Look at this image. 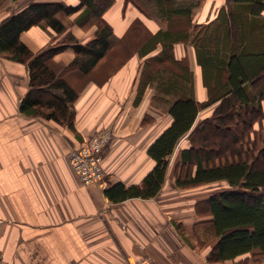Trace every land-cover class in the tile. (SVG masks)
<instances>
[{
	"label": "crops",
	"instance_id": "obj_1",
	"mask_svg": "<svg viewBox=\"0 0 264 264\" xmlns=\"http://www.w3.org/2000/svg\"><path fill=\"white\" fill-rule=\"evenodd\" d=\"M35 1L80 2L0 0V22ZM197 2L191 24H186L189 37L174 42L172 53L187 59L194 72L196 100L205 103L210 92L197 60L200 43L195 36L217 23L220 14L229 12L234 3ZM148 3L153 9L150 13L145 8ZM80 11L58 17L80 41H87L93 35L76 22ZM104 19L113 28L114 41L125 39L138 25L140 43L118 68L100 61L88 74L64 70L75 57L73 48L54 57L51 65L78 92L69 121L22 113L21 101L31 88L28 64L0 54V264H144L147 259L159 264H242L249 260L209 259L218 239L209 226L213 216L203 210L209 196L220 188L205 195L201 190L213 183L179 187L171 164L156 196L119 202L107 197L105 190L112 184L140 183L150 171L154 160L147 154L148 146L170 124L169 108L175 98L159 91L156 81L140 92L146 62L163 48L159 43L143 55V46L158 32L172 27L157 4L151 0H115ZM64 36L36 25L22 32L21 39L38 53ZM103 72L106 74L101 76ZM152 102L159 108H152ZM218 102L210 104L215 105L213 110ZM161 105L167 114L160 111ZM105 128L116 134L104 154L105 183L84 185L73 170L69 152ZM189 133L180 142H185ZM247 264L264 261L250 259Z\"/></svg>",
	"mask_w": 264,
	"mask_h": 264
},
{
	"label": "trees",
	"instance_id": "obj_2",
	"mask_svg": "<svg viewBox=\"0 0 264 264\" xmlns=\"http://www.w3.org/2000/svg\"><path fill=\"white\" fill-rule=\"evenodd\" d=\"M114 1L80 0L78 5L35 1L1 20L0 54L27 63L30 71L31 88L21 101L22 113L56 120L72 118L71 104L78 92L51 61L71 47L75 57L64 70L90 73L114 44L113 28L104 19ZM151 1L172 27L158 32L143 46V55L159 43L163 48L146 62L140 92L156 81L159 91L175 98L169 108L172 120L148 146L154 165L143 180L131 185L114 183L105 193L115 202L152 198L160 192L170 164L179 187L225 182L227 186L213 192L204 204L203 211L213 216L209 226L218 239L209 259L264 261V144L259 146L255 139V124L260 122L264 128V80L260 81L264 79V0H232L229 12H222L217 23L196 33L195 40L200 43L197 60L210 92L205 103L196 100L194 72L187 59L172 53L174 42L189 37L186 24H191L198 0ZM81 9L76 22L98 26L87 41H80L58 17ZM36 25L65 36L35 53L21 34ZM217 101L213 114L195 125L199 112ZM188 133L187 142H180Z\"/></svg>",
	"mask_w": 264,
	"mask_h": 264
},
{
	"label": "rangeland",
	"instance_id": "obj_3",
	"mask_svg": "<svg viewBox=\"0 0 264 264\" xmlns=\"http://www.w3.org/2000/svg\"><path fill=\"white\" fill-rule=\"evenodd\" d=\"M146 10L150 13L152 12V8H151V5L146 4ZM80 11V10H79ZM78 12V11H77ZM83 12V9H81V11L79 12V15ZM78 15V14H77ZM78 15V16H79ZM68 18V17H66ZM96 24H93V25H85L83 26V28L85 29V31L90 34L91 33V36L95 35L96 31H97V28L96 30H91L92 26H95ZM133 26V25H132ZM94 28V27H93ZM95 31V32H94ZM53 33V32H52ZM139 35V36H138ZM145 35V33H144ZM140 36L142 37V33H141V30H140V27L138 25H134L132 28H131V31L130 33L128 34V36L123 39V40H119V39H115V44L113 45L112 49L109 51V53L101 60L100 64H103L107 67H110V68H118L121 64L127 62L130 58V55L131 54H134L135 50H137L138 48V44L140 43ZM58 37H61L60 35ZM52 38V37H51ZM64 38V37H63ZM62 38V39H63ZM139 38V39H138ZM55 39V38H54ZM54 43V40H52V43L48 44L45 48H47L48 46H50L51 44ZM106 73L103 72V74H101V76H104ZM264 79H261L260 81H262ZM261 84V82L259 83ZM149 86V85H148ZM152 87L154 85H151ZM260 86V85H259ZM151 87V88H152ZM155 89V88H154ZM157 103H154L152 102V108H153V105L154 106H157L159 108V105H156ZM215 105H210V106H206L204 107L201 111H200V114L196 120V123L195 125H197L199 122L198 119H202L204 118L205 116L207 115H212L214 110ZM164 110V112L167 114V108L166 107H163V105H161V109L160 111ZM163 112V111H162ZM212 113V114H211ZM163 114V113H162ZM255 126L257 127V131L255 132L256 134V141L258 140V145L261 146L264 144V128L262 127L261 123L258 122L255 124ZM262 127V128H261ZM105 129H110V128H105ZM101 130H104V129H101ZM99 130V131H101ZM112 130V129H111ZM233 130H235V128L233 127ZM114 131V130H113ZM98 132V131H97ZM96 132V133H97ZM232 132V130L230 131ZM96 133H94L93 135H95ZM92 135V136H93ZM91 136V137H92ZM90 137V138H91ZM116 137V134L114 132V136H113V139L112 141L108 144V146L106 147L105 149V153H108L109 152V149H107L110 144L114 141V138ZM89 138V139H90ZM89 139L86 141L88 142ZM261 139V140H260ZM84 144V143H83ZM246 146V145H245ZM173 161V160H172ZM173 168V166H172ZM226 183L225 182H214L213 184H210V185H205V188L204 190H201L202 191V194H208L210 193V191H212L213 189L215 188H223V187H226Z\"/></svg>",
	"mask_w": 264,
	"mask_h": 264
},
{
	"label": "built area",
	"instance_id": "obj_4",
	"mask_svg": "<svg viewBox=\"0 0 264 264\" xmlns=\"http://www.w3.org/2000/svg\"><path fill=\"white\" fill-rule=\"evenodd\" d=\"M113 136L114 131L111 129L98 131L88 142L69 152L73 170L84 185H103L105 183L104 153ZM144 264L159 263L147 259Z\"/></svg>",
	"mask_w": 264,
	"mask_h": 264
}]
</instances>
